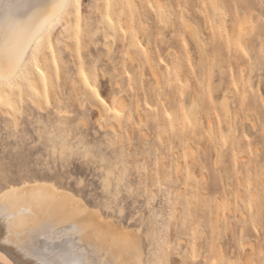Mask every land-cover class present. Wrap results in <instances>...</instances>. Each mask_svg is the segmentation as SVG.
I'll return each instance as SVG.
<instances>
[{"label":"rangeland","instance_id":"obj_1","mask_svg":"<svg viewBox=\"0 0 264 264\" xmlns=\"http://www.w3.org/2000/svg\"><path fill=\"white\" fill-rule=\"evenodd\" d=\"M147 1L151 12L147 9L145 31L127 8L121 16L124 48L118 38L112 47L106 44L102 5L98 9L96 0H80L75 59L54 38L60 29L67 38L68 28L55 26L51 54L65 65L56 75L61 112L50 98L42 100L44 108L21 98L11 116L0 112V171L12 182L53 178L97 208L111 200L117 211L102 214L140 233L142 264H246L253 257L259 264L264 246V0H217L214 8L210 0H170L175 14L166 26L155 15L156 1ZM180 10L198 25L203 50L184 31ZM111 19L107 24L116 33ZM147 47L157 55L159 83L146 63ZM39 63L44 71L43 55ZM73 78L85 82L92 96L95 88L109 106L125 88L121 96L131 102L130 119L121 115L120 121L112 112L100 118L85 101L79 107L75 88L80 84L72 88L65 82ZM222 96L232 107L231 127L220 106ZM193 98L199 109L195 128L184 115Z\"/></svg>","mask_w":264,"mask_h":264},{"label":"bare ground","instance_id":"obj_2","mask_svg":"<svg viewBox=\"0 0 264 264\" xmlns=\"http://www.w3.org/2000/svg\"><path fill=\"white\" fill-rule=\"evenodd\" d=\"M96 1L98 2V5L97 3H95L98 9L102 5L101 9L98 11L101 12L99 16L101 19L100 22L102 24V28L100 29H102V37L105 38L106 44L109 43L112 47L111 43H113V39L118 38V42L120 43H117V45L119 44V47L123 48L126 47L124 42L125 39H120V36H122L123 34L121 35V32L118 33L120 27L119 24L122 20L121 16L124 13L125 8H127L130 17L136 18V21L139 24L140 28L145 31V27L147 26L146 24L148 23L145 22L146 19L147 21L149 19L147 11L148 8L146 9V7L144 6L145 2L148 3L147 0ZM99 1L101 2V4H99ZM155 1V15H157L159 22L165 24L166 26L175 14V9L173 5H171L170 0ZM9 2L14 4L32 3L41 5H51L52 3H55L56 0H9ZM216 2L217 0H210V3L212 4L213 8ZM4 3L5 0H0V22L3 21L5 16H10V18L12 19H28V15H30V13H25L23 9L16 13L13 12L9 14L2 7ZM123 4H125L124 7ZM109 5H111V7H109ZM149 11L151 12V10ZM152 14L154 15V13ZM108 17L113 18L117 30L116 33L107 24L106 19ZM76 18L77 16L75 15V11H73V14L70 18L67 16L64 17V20L66 22L64 26L68 28L67 38H62V34L64 33V30L62 29L57 31L54 35V38H56L57 42L60 43L59 45L62 46L64 51H71L72 54L69 53L71 56L73 54L76 55L77 52L76 44L78 35L75 26ZM178 18L184 28V31L189 37H193L195 39V43L198 45V48L201 49L204 41L198 25L187 17L184 10L179 11ZM35 26L37 29L45 27V20L43 16H41L35 21ZM111 47H109L108 49H110ZM123 48H120L121 51L127 50V48ZM146 49V63L149 65V69L153 78H155V80L159 83V81H162L160 80L162 78V71L158 59L155 57L157 55L153 56L151 49L148 47ZM128 50L125 51V55H129V58L132 61H135L136 59L135 55L132 54L133 52L131 54L126 53L128 52ZM201 50H203V48ZM51 52L52 49L47 50L46 57L42 54L45 63V69L43 71L45 75L43 77H41L38 72H35V67L33 66L31 80L29 82H25L23 79H21L15 87H8L7 84H0V93H2L0 95V98H2V102H0V112L3 115L8 114V116H11L10 112H12L13 110H19L21 98L39 108H44L43 102L46 98H50L53 101L55 111L61 112L60 104L62 102V97L60 94L59 86L57 84L56 75L57 69H60L62 72H64L63 69L65 68V65L63 64L64 59L61 56H59L57 62L55 63ZM202 52L203 51H201V53ZM138 63L139 62H137V65L139 66ZM74 79L75 78L70 79L69 82H65L66 84H68V86L72 88L77 87L75 83L80 84L79 88H75L77 89V94L81 96V98L76 97V102L78 101L77 104L79 105V107H82L84 105V101L88 102V104L90 105L89 107L92 109V112L97 113L100 118L106 117L109 112L108 109H106L104 105L100 104L99 101L95 99V94L94 96H92V94L88 90L89 87H87L85 82H75ZM119 82L120 85H118V82V84H116L121 89V86L123 85L121 84V81ZM124 89L122 87L121 90L123 91ZM122 91H120L118 95L119 97L115 96L110 99V106H113V102L115 100L114 111H112L113 117L115 119H119V117L115 115V111H121V115H124L123 117L126 118L125 120L127 122L131 117V102L130 100H128L127 96L126 99H123V96L121 95H124V93L126 95V92L122 93ZM158 98H161V92L158 93ZM196 99L197 98H193L191 107H189L188 110L184 112L187 124H190L193 128L198 126L199 123V109L197 106L198 101ZM222 99L223 100H221L220 106L225 112L228 118L229 126L231 127L232 107L228 102L227 97H223ZM194 100H196L197 102H195ZM241 105L242 104H240V106ZM142 115L143 114L139 113L140 121H142ZM17 117L18 116L14 118L15 124L17 123ZM122 119L124 121V118ZM252 122H255V120L253 119ZM212 127L213 125L211 124V121L208 118V128L210 133H212ZM257 163H259L258 159L255 160V165H259ZM176 169H179V165H177ZM0 181L2 184L0 188V209H2L3 205L6 203L5 194H7V200L11 201L9 212L13 216L17 217L18 219H24L26 221H30L31 223L40 224L44 226L41 229H32L29 235L25 237V240L30 245L34 242L42 253L47 251V258L60 259L64 254L71 252L73 249H86L88 252L93 254L94 258L100 261L106 259L112 261L113 264H142L144 257V242L139 235L140 233L138 234L136 231H133L130 228L128 229V227L125 228L121 223L114 220L112 217L104 216L103 214H101V216L94 217L95 229L90 234H82V229L81 231L68 230L69 224H73V226L75 227L79 221V217L74 214L75 210L72 208V197H75L77 200L83 201L84 205L90 209L97 208L91 206L81 195L75 193L70 188L66 187L68 184L64 186L62 184L57 183L53 178H51L50 180H46L42 178H37L35 176L29 178H22L17 182H12L4 176V172L2 171H0ZM6 224L7 221L5 220L4 216L0 214V229H6ZM50 229L54 230L57 233L55 237H53L52 231ZM97 233L100 234L99 237L97 236ZM244 241L245 239L242 240V242ZM128 242H130V245ZM246 244L249 245L248 242ZM0 250L6 253L11 259L17 261V264H21V262L26 259L10 246L0 245Z\"/></svg>","mask_w":264,"mask_h":264},{"label":"snow or ice","instance_id":"obj_3","mask_svg":"<svg viewBox=\"0 0 264 264\" xmlns=\"http://www.w3.org/2000/svg\"><path fill=\"white\" fill-rule=\"evenodd\" d=\"M2 7L9 14L23 9L25 13H30V15H28L27 20L12 19L10 16H5L3 21L0 22V84L15 87L21 79L29 82L33 66L35 67V72H38L43 77L45 73L41 70L39 58L42 54L46 57L47 50L52 49L55 26L58 24L63 26L66 23L64 17L70 18L73 11H75V15L79 18L80 0H56L51 5L32 3L14 4L9 2V0H5ZM149 7H152V5H149ZM41 16L44 17L45 27L37 29L35 21ZM107 19L108 23L112 24V19ZM77 31H79V22L77 23ZM241 51H244L243 48H241ZM244 54L247 55V52ZM52 55L54 59V51ZM81 74L84 75L83 72ZM89 79V76L84 75L86 83H88ZM92 92L95 94V99L104 105L109 112L114 111L115 100L113 106H109L102 94L97 92L95 88H92ZM0 102H2V98H0ZM121 114V111H115L116 116H121ZM61 115H64V113H61ZM169 119H171V116H169ZM5 199L6 203L0 209V214L4 216L7 224L6 229H0V245L10 246L25 257L26 259L21 264H33V262L34 264H113L112 261L106 259L100 261L94 258L93 254L86 249H73L71 252L64 254L60 259L47 258V251L42 253L34 242L30 245L25 240V237L29 235L32 229H41L44 226L13 216L9 212L11 201L7 200V194H5ZM71 204L75 210L74 214L79 217V221L75 227L73 224H69L68 230L81 231L82 229V234H90L94 231V217L101 216L104 211L115 213L118 208V205L112 204L111 200H106L103 207L92 209L85 206L83 201L77 200L75 197L71 198ZM147 207L151 211L153 207L152 199H148ZM123 214V210L121 209L120 215L123 216ZM261 227L264 228V225H261ZM51 231L53 237H55L57 233L54 230ZM99 235L97 233L98 237ZM128 243L130 245V242ZM254 251L255 249H253ZM260 256L261 260L259 264H264V246L261 247ZM193 259H196L195 254H193ZM0 264H17V261L11 259L0 250ZM214 264H218V262H214ZM228 264H238V262L229 261ZM239 264H245V262H239ZM246 264H258V262L253 257Z\"/></svg>","mask_w":264,"mask_h":264}]
</instances>
